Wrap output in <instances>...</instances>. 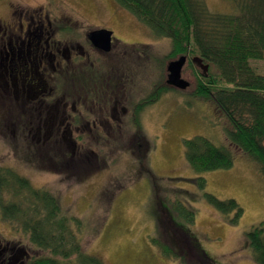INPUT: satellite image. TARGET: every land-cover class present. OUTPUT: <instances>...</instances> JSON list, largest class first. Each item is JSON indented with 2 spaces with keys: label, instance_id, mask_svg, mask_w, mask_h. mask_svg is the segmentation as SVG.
Returning a JSON list of instances; mask_svg holds the SVG:
<instances>
[{
  "label": "rangeland",
  "instance_id": "374dc122",
  "mask_svg": "<svg viewBox=\"0 0 264 264\" xmlns=\"http://www.w3.org/2000/svg\"><path fill=\"white\" fill-rule=\"evenodd\" d=\"M204 2L212 13H232L229 0ZM41 17L51 24L58 47L77 46L98 61L101 93L91 105L84 102L92 112L88 124L83 119L82 130H63L54 116V96L40 106L37 99L6 95L0 83V168H12L33 187L55 195L61 208L82 222L81 248L104 264H178L151 242L153 237L167 241L162 210L189 228L215 264H256L246 232L264 225V176L229 143L226 131L231 126L216 105L191 93L193 72L199 75L196 66L182 67L188 88L168 89L136 119L133 104L166 81L170 39L154 37L114 0H0V34ZM65 28L72 31L70 36L56 35V29ZM93 29L112 32L109 53L88 43L86 34ZM250 64L264 74V60ZM208 70L215 72L208 66L204 72ZM67 100L70 107L72 100ZM196 135L231 149L232 166L191 169L183 140ZM198 178L204 180L202 188ZM205 192L220 200L234 199L241 216L235 219L236 209L220 212L206 201ZM173 205L192 210L193 223H185ZM0 248L22 262L39 254L1 216Z\"/></svg>",
  "mask_w": 264,
  "mask_h": 264
},
{
  "label": "trees",
  "instance_id": "16d2710c",
  "mask_svg": "<svg viewBox=\"0 0 264 264\" xmlns=\"http://www.w3.org/2000/svg\"><path fill=\"white\" fill-rule=\"evenodd\" d=\"M114 1L154 37L170 39L167 58L184 56V66H196L199 75L193 72L191 93L216 105L231 126L226 131L229 143L255 162L264 176V74L257 73L250 64L251 60H264V0H229L232 13L227 14L208 11L204 0ZM194 58L215 72L205 73ZM171 88L175 87L166 81L155 85L136 111L154 103ZM183 151L195 172L227 169L233 163L231 149L199 135L184 139ZM197 181L202 188L204 180ZM203 195L220 212L236 209L235 219L241 216L242 210L234 199L220 200L206 192ZM173 208L185 223H193L192 210L182 205ZM0 216L26 235L39 251L23 264H104L81 248V220L63 210L55 195L33 187L9 167L0 168ZM161 220L167 241L153 237L151 242L164 256L178 264H215L188 227L178 224L164 210ZM246 237L252 260L264 264V225L252 227Z\"/></svg>",
  "mask_w": 264,
  "mask_h": 264
},
{
  "label": "flooded vegetation",
  "instance_id": "af4514ba",
  "mask_svg": "<svg viewBox=\"0 0 264 264\" xmlns=\"http://www.w3.org/2000/svg\"><path fill=\"white\" fill-rule=\"evenodd\" d=\"M24 23L20 22L18 28L6 29L0 34V83L5 87L6 95L37 99L40 106L41 103L50 104L48 97L54 96L53 106L57 109L53 112L57 126L64 127L63 130L70 127L82 130L83 119L88 124L92 112V107H86L87 104L83 107L84 102L89 100L91 105L93 96L101 93V87L96 84L100 72L98 61L85 56L77 46L58 47L59 39H53L52 26L47 19L41 17ZM70 33L72 31L67 28L56 29V35L61 38L70 36ZM113 40L112 35V43ZM110 50L101 52L109 53ZM82 96L85 98L81 99ZM67 98L72 100L70 107ZM63 99L66 101L62 102ZM80 104L81 107H77ZM139 104L137 102L131 107L134 117L139 112L136 111ZM3 252L7 254L5 249L0 248V264H23L18 255Z\"/></svg>",
  "mask_w": 264,
  "mask_h": 264
},
{
  "label": "water",
  "instance_id": "95a60500",
  "mask_svg": "<svg viewBox=\"0 0 264 264\" xmlns=\"http://www.w3.org/2000/svg\"><path fill=\"white\" fill-rule=\"evenodd\" d=\"M90 44L101 51L108 52L111 49L112 32L107 29H93L86 35ZM186 58L184 56L171 60L166 66V83L178 88L185 89L188 87L189 82L181 77V70L185 63ZM198 63L203 71L206 70L207 65L201 63L197 58L193 59Z\"/></svg>",
  "mask_w": 264,
  "mask_h": 264
}]
</instances>
